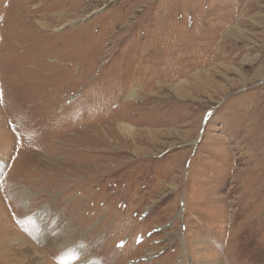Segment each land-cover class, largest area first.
Masks as SVG:
<instances>
[{"label": "rangeland", "instance_id": "374dc122", "mask_svg": "<svg viewBox=\"0 0 264 264\" xmlns=\"http://www.w3.org/2000/svg\"><path fill=\"white\" fill-rule=\"evenodd\" d=\"M0 250L264 264V0H0Z\"/></svg>", "mask_w": 264, "mask_h": 264}, {"label": "bare ground", "instance_id": "6f19581e", "mask_svg": "<svg viewBox=\"0 0 264 264\" xmlns=\"http://www.w3.org/2000/svg\"><path fill=\"white\" fill-rule=\"evenodd\" d=\"M33 20H34V19H33ZM39 23L44 24V22H43V21H40V20H39ZM0 251H1V250H0ZM6 253H7V252L4 253L3 251H1L0 254H1V256L3 255L2 257H4V255L6 256ZM2 257H1V258H2Z\"/></svg>", "mask_w": 264, "mask_h": 264}]
</instances>
